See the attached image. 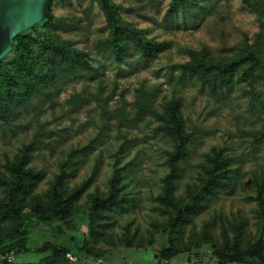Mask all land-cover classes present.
<instances>
[{
	"label": "rangeland",
	"instance_id": "1",
	"mask_svg": "<svg viewBox=\"0 0 264 264\" xmlns=\"http://www.w3.org/2000/svg\"><path fill=\"white\" fill-rule=\"evenodd\" d=\"M102 1L48 0L47 17L0 60V237L27 231L26 248L0 264L264 253V0H105L117 50ZM22 82L29 101H13ZM21 159L34 177L16 215L6 203ZM213 160L225 162L216 177Z\"/></svg>",
	"mask_w": 264,
	"mask_h": 264
},
{
	"label": "trees",
	"instance_id": "2",
	"mask_svg": "<svg viewBox=\"0 0 264 264\" xmlns=\"http://www.w3.org/2000/svg\"><path fill=\"white\" fill-rule=\"evenodd\" d=\"M48 4V0L46 1L45 4V9H44V17H47V6ZM102 8L104 9L105 13H106V17L108 19V22L110 23V25H112L113 29H112V33H111V37H110V42H111V46L112 48H114L115 50L119 49V38H118V27L116 26V20H115V13L113 12L111 6L105 1L103 0L101 3ZM25 32H22L20 34H17L14 39H13V47H15V45H17V38L22 36ZM12 47V48H13ZM146 49V48H145ZM8 56L4 57L3 59H7ZM2 59V60H3ZM228 66H220V67H216L217 71L220 73H225L227 72L229 69ZM47 71L44 69H37L35 70V73L32 77L33 80H43L44 76L46 75ZM31 83L30 82H22L20 84L17 85L16 89L10 93V98L13 101L18 100L20 97H24V101H29V87H30ZM41 92L37 91V93L35 94L36 97L40 96ZM6 106L2 105L0 106V110L2 113L5 112ZM187 142L183 141V142H179V144L177 145L178 148L182 147L184 145H186ZM182 145V146H181ZM182 155H180L179 152H177L176 154L170 155L168 158V167H169V172L165 178V185H164V198L168 199L169 195L168 193L171 190V182L174 181L175 179L179 178V163L182 161L183 157H181ZM216 158V156H215ZM217 159V158H216ZM214 163H212L213 167L211 172H209L210 175L213 176H217L218 174H221L223 165L224 163H218L217 160H213ZM25 162L24 159H21L20 162L14 166V179L12 181V185L9 188V191L7 193V203H6V207L13 213L18 215L19 214V208L17 207V203H16V198L17 195L21 192L24 191L25 189V181L28 178H33L34 175L33 173H31L30 171H25L23 169ZM53 199L55 202V205L58 209H63L64 208V204L63 201L61 200V196L57 190L56 187L53 188ZM113 195H109L106 199H99V200H95L93 205L96 208H100L102 206H104L107 203H111L113 202ZM183 207V206H182ZM183 209H186V207L179 209L177 212V215L179 216L181 214V211ZM13 233L17 234L18 237L17 238H12L11 241H9L8 243L5 242V240L3 238L0 237V263L4 262L8 256L11 253L14 252H20L22 250H24L26 248L27 245V231L25 229L22 228H16ZM80 257H78L79 259ZM93 260V259H91ZM217 264H264V253L261 252H242V253H238V254H219L217 256Z\"/></svg>",
	"mask_w": 264,
	"mask_h": 264
},
{
	"label": "water",
	"instance_id": "3",
	"mask_svg": "<svg viewBox=\"0 0 264 264\" xmlns=\"http://www.w3.org/2000/svg\"><path fill=\"white\" fill-rule=\"evenodd\" d=\"M47 0H0V60L13 47V39L38 24Z\"/></svg>",
	"mask_w": 264,
	"mask_h": 264
},
{
	"label": "built area",
	"instance_id": "4",
	"mask_svg": "<svg viewBox=\"0 0 264 264\" xmlns=\"http://www.w3.org/2000/svg\"><path fill=\"white\" fill-rule=\"evenodd\" d=\"M67 256H68L69 259L72 260V261H75V260L78 259V257H76V256H74V255H72V254H70V253H68ZM8 258H9V256H8ZM92 264H97V262H92Z\"/></svg>",
	"mask_w": 264,
	"mask_h": 264
},
{
	"label": "crops",
	"instance_id": "5",
	"mask_svg": "<svg viewBox=\"0 0 264 264\" xmlns=\"http://www.w3.org/2000/svg\"><path fill=\"white\" fill-rule=\"evenodd\" d=\"M155 264V263H154Z\"/></svg>",
	"mask_w": 264,
	"mask_h": 264
}]
</instances>
